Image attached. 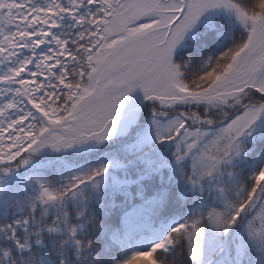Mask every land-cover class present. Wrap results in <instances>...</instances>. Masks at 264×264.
Segmentation results:
<instances>
[{
	"label": "snow or ice",
	"instance_id": "1",
	"mask_svg": "<svg viewBox=\"0 0 264 264\" xmlns=\"http://www.w3.org/2000/svg\"><path fill=\"white\" fill-rule=\"evenodd\" d=\"M0 264H264V0H0Z\"/></svg>",
	"mask_w": 264,
	"mask_h": 264
}]
</instances>
